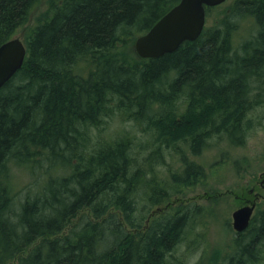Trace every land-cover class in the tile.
<instances>
[{
  "label": "trees",
  "instance_id": "obj_1",
  "mask_svg": "<svg viewBox=\"0 0 264 264\" xmlns=\"http://www.w3.org/2000/svg\"><path fill=\"white\" fill-rule=\"evenodd\" d=\"M41 1L0 0V46ZM180 1L58 0L30 27L25 63L0 89V264H170L200 207L159 208L207 176L180 145L242 146L248 113L264 107V0H236L163 57L131 52ZM252 17L257 33L237 48L239 19ZM257 208L226 261L203 264H264Z\"/></svg>",
  "mask_w": 264,
  "mask_h": 264
},
{
  "label": "rangeland",
  "instance_id": "obj_2",
  "mask_svg": "<svg viewBox=\"0 0 264 264\" xmlns=\"http://www.w3.org/2000/svg\"><path fill=\"white\" fill-rule=\"evenodd\" d=\"M57 1L42 0L33 10L29 22L18 29L15 37L25 41L30 27L34 26L38 19L45 18L50 3ZM235 1L227 0L219 9L213 10L207 18V25L216 23L220 13L228 10ZM238 24L239 28L235 31L234 39L235 46L241 48L240 45L244 41L257 33V28L251 18H241ZM136 39L133 40V45L130 47L134 55H137ZM247 116L251 119L252 124L242 146H231L226 139L214 137L209 141L206 150L193 155L188 145H180V149L186 153L190 160L193 159L205 166L207 176L197 185L184 188L179 195L173 196L159 208L162 211L165 209L167 211L191 203L200 207V211L196 212L197 219L186 228L183 241L175 251L168 254L167 259L170 264H203L219 260L226 261L225 257L232 251L231 245L234 237L237 236L233 228L232 216L233 212L241 207L239 200L236 199L237 196L246 194L249 197V190L256 187V190L261 193V199L253 202H257L260 207L264 204V187L260 186L261 182H264V107L253 109ZM110 126L112 130L118 128L120 126L118 119L112 120ZM138 138L140 139L139 144H141L140 142L145 144L150 139L147 134L142 132L138 133ZM151 150L152 147H148L142 155H147ZM163 153L166 165L168 164L174 170H180L179 156L169 150H163ZM221 158L226 162L219 165ZM236 162L239 164L238 168ZM167 168V166H159L158 170L165 171ZM166 175V173H162L161 176L167 178ZM146 222L145 227L149 225L150 221Z\"/></svg>",
  "mask_w": 264,
  "mask_h": 264
},
{
  "label": "water",
  "instance_id": "obj_3",
  "mask_svg": "<svg viewBox=\"0 0 264 264\" xmlns=\"http://www.w3.org/2000/svg\"><path fill=\"white\" fill-rule=\"evenodd\" d=\"M227 0H181L173 6L149 31L137 37L135 50L142 59H157L177 51L185 42L196 41L203 33L207 8ZM27 47L20 38H13L0 46V89L23 67ZM256 202L236 209L233 228L242 233L250 226Z\"/></svg>",
  "mask_w": 264,
  "mask_h": 264
},
{
  "label": "flooded vegetation",
  "instance_id": "obj_4",
  "mask_svg": "<svg viewBox=\"0 0 264 264\" xmlns=\"http://www.w3.org/2000/svg\"><path fill=\"white\" fill-rule=\"evenodd\" d=\"M260 186H261V188L264 187V182L263 181L261 182ZM244 195H238L237 198H236L237 200H239L240 206H245V205H248V204H252L253 201H255L257 199H261V197H260L261 193L256 190V187H253V188H251L249 190V195H250L249 197H252V198H249L246 194H244ZM257 204L258 203L256 202V207H257Z\"/></svg>",
  "mask_w": 264,
  "mask_h": 264
},
{
  "label": "bare ground",
  "instance_id": "obj_5",
  "mask_svg": "<svg viewBox=\"0 0 264 264\" xmlns=\"http://www.w3.org/2000/svg\"><path fill=\"white\" fill-rule=\"evenodd\" d=\"M252 19H253V17H252ZM252 19H251V20H252ZM253 20H254V19H253ZM254 23H255V20H254ZM146 123H147V122H146ZM100 127H101V126H100ZM100 131H101V130H100ZM104 131H105V130H104ZM98 136H99V135H98ZM101 136H102V135H101ZM118 136H120V135H118ZM106 137H107V136H106ZM111 137H113V136H111ZM100 139H101V138H100ZM102 140H103V139H102ZM100 141H101V140H100ZM98 144H99V142H98ZM91 146H92V145H91ZM101 146H103V145H101ZM101 146H100V147H101ZM95 147H96V146H95ZM132 150H133V149H132ZM195 163H196V162H195ZM149 206H150V205H149ZM144 210H145V209H144ZM146 210H147V209H146ZM143 213H144V212H143ZM145 213H146V212H145ZM184 228H185V227H184ZM166 257H167V256H166ZM203 259H204V258H203ZM180 263H181V262H180Z\"/></svg>",
  "mask_w": 264,
  "mask_h": 264
}]
</instances>
